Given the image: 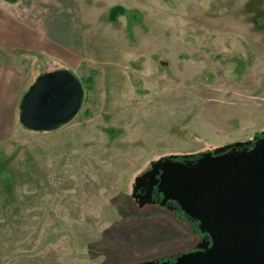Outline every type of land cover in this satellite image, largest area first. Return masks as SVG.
Wrapping results in <instances>:
<instances>
[{
	"label": "rangeland",
	"instance_id": "rangeland-1",
	"mask_svg": "<svg viewBox=\"0 0 264 264\" xmlns=\"http://www.w3.org/2000/svg\"><path fill=\"white\" fill-rule=\"evenodd\" d=\"M75 12L86 54L59 61L82 85L79 111L49 130L21 122L0 144V264L196 250L198 221L139 198L136 178L164 156L264 136V0H75Z\"/></svg>",
	"mask_w": 264,
	"mask_h": 264
},
{
	"label": "water",
	"instance_id": "water-1",
	"mask_svg": "<svg viewBox=\"0 0 264 264\" xmlns=\"http://www.w3.org/2000/svg\"><path fill=\"white\" fill-rule=\"evenodd\" d=\"M66 73L75 77L68 70L48 72L30 87L21 105L25 127L46 130L43 121L61 116L67 123L79 111L82 85ZM145 176L162 194L147 201L177 203L198 221L205 236L194 251L141 264H264V136L203 152L192 160L187 155L182 160L178 155L161 157L136 178L135 191Z\"/></svg>",
	"mask_w": 264,
	"mask_h": 264
},
{
	"label": "crops",
	"instance_id": "crops-1",
	"mask_svg": "<svg viewBox=\"0 0 264 264\" xmlns=\"http://www.w3.org/2000/svg\"><path fill=\"white\" fill-rule=\"evenodd\" d=\"M85 54L75 0H0V144L22 126L21 105L37 79L69 69L61 57L80 62Z\"/></svg>",
	"mask_w": 264,
	"mask_h": 264
},
{
	"label": "flooded vegetation",
	"instance_id": "flooded-vegetation-1",
	"mask_svg": "<svg viewBox=\"0 0 264 264\" xmlns=\"http://www.w3.org/2000/svg\"><path fill=\"white\" fill-rule=\"evenodd\" d=\"M145 177L140 179V183L142 187L136 191V195L139 198L144 199L145 201L162 198V194L158 192L156 185L154 186V188H151L149 182L150 180H152V178L150 177L151 178L150 179L149 177L146 178ZM169 202H173V201H169Z\"/></svg>",
	"mask_w": 264,
	"mask_h": 264
},
{
	"label": "trees",
	"instance_id": "trees-1",
	"mask_svg": "<svg viewBox=\"0 0 264 264\" xmlns=\"http://www.w3.org/2000/svg\"><path fill=\"white\" fill-rule=\"evenodd\" d=\"M7 1L16 2L17 0H7ZM116 11H117V9H115V10L112 12V16H113V17L115 16ZM49 75L52 76V75H54V74L51 73V74H49ZM66 75L70 76L71 79L74 80V81L77 80V77H76V76L73 77L71 74H67V73H66ZM63 120H64L63 117L58 116V117L50 118V119H48V120H46V121H43L42 123H43L45 126H47V127H46V130H47V129H54V128H57V127L61 126L62 124H64V123H63V122H64ZM181 157H183V156H181ZM187 157H188V159H190V160L194 159V157H189V156H187Z\"/></svg>",
	"mask_w": 264,
	"mask_h": 264
}]
</instances>
